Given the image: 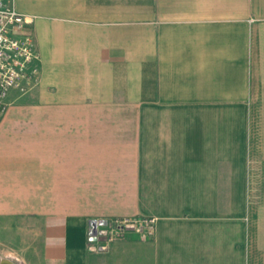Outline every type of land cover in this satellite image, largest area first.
Segmentation results:
<instances>
[{
    "label": "crops",
    "instance_id": "0c3cea01",
    "mask_svg": "<svg viewBox=\"0 0 264 264\" xmlns=\"http://www.w3.org/2000/svg\"><path fill=\"white\" fill-rule=\"evenodd\" d=\"M15 4L42 58L0 117L18 260L264 264V0ZM118 217L156 231L94 250L90 222Z\"/></svg>",
    "mask_w": 264,
    "mask_h": 264
},
{
    "label": "built area",
    "instance_id": "2783aa9c",
    "mask_svg": "<svg viewBox=\"0 0 264 264\" xmlns=\"http://www.w3.org/2000/svg\"><path fill=\"white\" fill-rule=\"evenodd\" d=\"M33 17L19 12L15 0H0V117L10 106L13 92L23 96L41 81L42 58L33 33L28 31ZM156 217L97 219L89 225V245L106 250L109 243L130 231L153 236Z\"/></svg>",
    "mask_w": 264,
    "mask_h": 264
},
{
    "label": "rangeland",
    "instance_id": "374dc122",
    "mask_svg": "<svg viewBox=\"0 0 264 264\" xmlns=\"http://www.w3.org/2000/svg\"><path fill=\"white\" fill-rule=\"evenodd\" d=\"M11 244H12V242H10L8 240L1 241V236H0V250L2 252L0 254V259L7 260V261H11L14 264H25L24 261H22V260L19 261L18 260V257L15 254L16 253L15 250L14 249H11ZM19 254L22 257H24V249L23 248H20L19 249Z\"/></svg>",
    "mask_w": 264,
    "mask_h": 264
},
{
    "label": "water",
    "instance_id": "95a60500",
    "mask_svg": "<svg viewBox=\"0 0 264 264\" xmlns=\"http://www.w3.org/2000/svg\"><path fill=\"white\" fill-rule=\"evenodd\" d=\"M6 262L9 263V264H14L11 261H7V260L0 259V264H7Z\"/></svg>",
    "mask_w": 264,
    "mask_h": 264
},
{
    "label": "bare ground",
    "instance_id": "6f19581e",
    "mask_svg": "<svg viewBox=\"0 0 264 264\" xmlns=\"http://www.w3.org/2000/svg\"><path fill=\"white\" fill-rule=\"evenodd\" d=\"M7 263V262H6ZM7 264H9V263H7Z\"/></svg>",
    "mask_w": 264,
    "mask_h": 264
}]
</instances>
